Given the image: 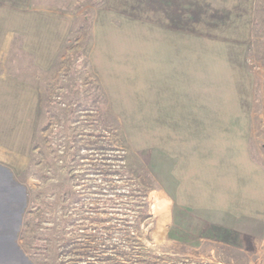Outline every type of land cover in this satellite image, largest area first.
<instances>
[{
  "label": "crops",
  "instance_id": "obj_1",
  "mask_svg": "<svg viewBox=\"0 0 264 264\" xmlns=\"http://www.w3.org/2000/svg\"><path fill=\"white\" fill-rule=\"evenodd\" d=\"M40 2L0 0L2 225L27 199L17 178L32 161L42 120L36 79L54 67L81 14ZM256 2L105 0L93 7L91 69L131 147L151 151L157 199L170 193L171 220L181 209L221 226L264 214V166L251 146L256 78L247 67Z\"/></svg>",
  "mask_w": 264,
  "mask_h": 264
},
{
  "label": "rangeland",
  "instance_id": "obj_2",
  "mask_svg": "<svg viewBox=\"0 0 264 264\" xmlns=\"http://www.w3.org/2000/svg\"><path fill=\"white\" fill-rule=\"evenodd\" d=\"M40 1L47 7L81 6L82 14L100 0ZM256 16V35L247 55V67L256 78L251 146L264 166V0H257ZM82 29L79 38L71 39L56 71L36 79L43 92L38 148L28 169L17 178L27 189L22 211L17 214L15 208V219L5 225L0 222V264H264V214L221 226L181 209L171 220L170 193L167 199L161 195L157 199L151 151L134 150L122 123L110 111L114 121L102 114L103 102L97 101V81L85 52L88 21ZM122 132L130 149L150 168V178L133 177L147 196L142 210L151 217L141 220L139 229L129 235L126 230H135V225H129L136 220L134 212L121 204L113 207L106 195V178L91 170L102 166L109 155H125L118 148ZM125 183L121 177L112 182L118 192L125 191ZM119 249H127L126 256ZM112 250L114 260L109 258Z\"/></svg>",
  "mask_w": 264,
  "mask_h": 264
},
{
  "label": "trees",
  "instance_id": "obj_3",
  "mask_svg": "<svg viewBox=\"0 0 264 264\" xmlns=\"http://www.w3.org/2000/svg\"><path fill=\"white\" fill-rule=\"evenodd\" d=\"M105 0H100L96 3H94V7L95 6H98L99 4L103 3ZM63 5H61L60 3L56 4L54 6V8H63L61 7ZM81 9V6H72L70 9H69V12L71 13H77L79 10ZM93 14H94V11H93V8L92 9H88L86 12L82 13L80 17H76L75 20H74V28L72 30V33L64 47V49L62 50L56 64L54 65V67L51 69L50 73L56 71L57 69V66L58 64L61 62L62 60V57L65 55L69 45H70V41L72 38H79V34H81L82 32V28H83V24L84 22L89 23V27H90V30H89V37L87 39V44L85 46V52L87 53V59H89V51H90V48L92 46V43H93V35H92V22H93ZM256 21H257V16H256V10H255V19H254V29H253V40H254V35H256L255 33V26H256ZM82 22V24L80 23ZM81 24V25H80ZM88 65L89 64V60H88ZM93 77L95 78V80L97 81V89H98V94H97V101L102 104L103 102V105H102V114H106L109 116V119L112 121H114V116H111V114L109 113V110H106L108 109V106H107V101H106V95H105V91H104V88L102 87L101 83L99 82L98 78L94 75L93 73ZM104 108H106L104 110ZM99 111V110H98ZM72 118V117H71ZM108 118V117H106ZM41 126H42V120H41V123H40V127H39V130H38V133H37V136H36V140H35V143H34V151L38 148V137L40 136V131H41ZM118 130L119 129H122L120 124L118 125ZM121 138H122V145H120L118 148H123L124 150V154L125 155H117L116 157H106L102 160H104V162H101L102 163V166H107V171L105 170V167L103 169V167L101 165H98L96 167H93L91 170L93 171H96L99 176H102L104 177V179L106 178V181H107V190H106V195L108 196V198L112 199V206L113 207H117L118 204H121L125 207H129L128 209L124 208L125 210H129V212H134V216H136V220L133 222V223H127L130 225H135L133 226L135 228V230L133 228H131L132 230H129V231H125L126 232V235H129L131 232L134 233L136 230L139 229V225L138 223L141 221V220H144V219H147V218H150L151 217V214H148V213H145L143 212L142 208H143V203L146 199V194L140 190H138V187L135 186V178L133 176H136L137 178H150V171L148 169L149 166H147L143 160V158L140 156V155H137L135 154L129 147V144L127 143L126 141V138L123 134V132L121 133ZM34 151H33V154H34ZM116 158L118 159L117 163L118 166L123 170V168H125L124 172L122 171L121 172V169L117 167V163H115L113 161V159ZM115 160V159H114ZM108 161V162H107ZM105 175V176H104ZM126 180V183L123 186L124 190L125 191H117L118 187L115 185V184H112L113 180L115 178H120V177H115V176H119ZM109 176V177H108ZM125 198V199H122L120 201H118L117 203L115 202V199L116 198ZM67 198V197H66ZM71 198V196L69 197ZM68 199V198H67ZM69 200V199H68ZM71 201V200H70ZM123 218V217H121ZM127 221V220H126ZM137 225V227H136ZM128 238V237H127ZM29 240H33L32 237L29 238ZM33 248V247H32ZM39 246H35V249L38 250ZM116 248H119V246L116 245ZM113 250L115 251V247H113ZM112 250V253L114 254L112 256V253L111 257H109L111 260H114L113 257H115V253L114 251ZM120 250V253L122 255H125L127 254V249H119ZM146 262V261H145ZM112 264H114V261L112 262ZM123 264V262L121 263Z\"/></svg>",
  "mask_w": 264,
  "mask_h": 264
}]
</instances>
